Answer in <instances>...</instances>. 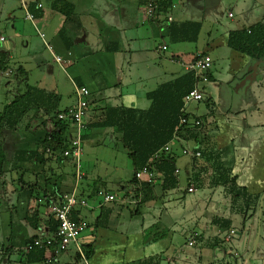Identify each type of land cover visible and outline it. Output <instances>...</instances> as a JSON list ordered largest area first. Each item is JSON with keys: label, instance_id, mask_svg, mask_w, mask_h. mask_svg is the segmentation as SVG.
I'll return each mask as SVG.
<instances>
[{"label": "crops", "instance_id": "0c3cea01", "mask_svg": "<svg viewBox=\"0 0 264 264\" xmlns=\"http://www.w3.org/2000/svg\"><path fill=\"white\" fill-rule=\"evenodd\" d=\"M54 1L56 0H52V2ZM61 1H66L73 6L75 15L77 16L76 20H78L74 19V22L67 27L65 35L60 32L65 17L52 10L51 6L50 10L46 12L42 0H29L26 3L21 0L20 9L24 14L26 11L32 14L29 5L37 3V5L40 4L42 6L40 9L37 6L38 10L33 8V13L39 16L34 19V22H28L33 27L35 34L37 33V29L45 35L46 42L53 46L56 55L70 63H66L64 69H62L54 62L52 55L45 49L43 41L42 45L44 46L42 48L45 47V50H43L48 53L49 59H46L44 53L38 48H33L31 43L27 41V38L30 39L29 32L23 29V26L17 25V19L11 13L7 14L6 29L10 30L11 38L20 41L22 46H24L20 54L15 58L16 63L6 74L8 73L10 77H13L14 72L11 73L10 71L22 68L24 77H20V81L27 79L28 84L31 85L29 83L30 72L26 69V65L29 64L32 69L38 72L35 84L32 86L47 92H55L60 96L62 101L63 90L60 85L58 86V84H55L51 80L54 69L50 65H56L63 72L69 71L70 75L67 78L72 86V97L65 101L63 107L59 108L60 110H67L76 104L75 87L88 89L90 93L88 97L89 107L84 118L86 128L84 134L87 135L86 139L89 137L87 131L90 128L105 132L110 131L114 134L112 129H99L94 126L96 122L102 119L105 109L120 106L141 109L138 107L141 98H144L148 103L141 110L147 109L149 101L146 99V94L154 91L164 83L179 78L185 73H193L191 66L198 55L210 56L212 64L214 63V58L218 60L222 58L228 61L227 74L230 80L226 85L230 90L232 84L238 83L248 76L253 65L257 63L255 80L252 82L245 81L240 87L242 90L246 88V94H251V97L260 99L261 92L264 95V60H251L246 55L235 52L227 46L228 34L230 32L247 30L256 24L264 25V17L262 15L260 19V10L258 7L255 8V3L249 8H244L243 6L239 8L242 11L241 18L232 21L235 26L233 28H226L221 33L210 37L204 49L201 52L188 53L189 56L186 61V47L184 45L194 43H172L174 46L170 48L164 41L165 37L168 38L166 27L163 28L166 25L160 23L161 21L147 20L144 17L145 12L143 13V18L137 20L136 15L130 17L128 13L125 15L114 13L112 7H109V10L107 9L105 12L95 13L96 11L93 12V5H95L93 0L86 2L85 6L87 7L82 9V12L78 8L83 0ZM100 3L102 4V1ZM137 3L145 7L146 2L139 0ZM100 9L101 6L98 7V11ZM228 18L233 20L234 16L229 17L228 14ZM24 20L27 21L25 15ZM35 20L40 21L39 28L36 26ZM0 34L6 39L2 44L3 50L0 52H6L10 61L12 58L11 50L15 51L17 49V43L12 42L11 47H7L5 44L9 38L2 32ZM158 39H161L163 44L158 43ZM161 45L166 46V51H159L158 47ZM166 52H169V58L164 56ZM209 83L212 88L217 85L216 89L222 85V82L218 79V72H212L211 68L208 72V81L206 83L196 82L195 84L199 87L203 96L204 85ZM149 86L155 88L148 90L147 87ZM258 109L260 110L261 107L259 106V108L251 110L248 114H245V110H240L239 113L234 114L235 116L231 120L228 113L229 110L223 114L219 109V105L214 103L211 105L209 115L207 116L209 117V125L205 124L206 120L202 121L201 119L190 118V121L200 122V138L204 142L205 147L212 151L210 155L213 156V154L221 150H228L223 152L225 158L222 157L221 162L223 161L222 163L226 165L225 167L230 168L229 178H235V184L240 188H245L248 194L261 196L264 193V136L255 135V137L250 136V138L248 134V130L252 129L253 125L257 127V130H260L261 126H264V120L261 117L258 120L252 117L253 113L260 116ZM248 120L252 122L245 124ZM240 122H243L244 126H241ZM51 130L52 126L48 125L46 132L19 133L2 131L4 140L2 149L5 154V161L2 164V171L0 173V205L2 203L5 204L3 209L0 210V221L4 233V244L0 253L2 255V264H30L26 262V252L23 251L26 245L24 246V244L29 239L46 237L50 234L49 219L52 217L50 205L59 201L65 193H70L74 188H76V193H79L87 202L86 207H75L71 215L74 221L84 225V230L78 240L82 255L74 245V257L67 255L68 250L57 255L53 251L47 250L45 252V262L40 264H134L145 259L157 257L163 258L164 264L191 263L187 257H178L177 248L173 242L175 231H172L176 222L171 219L170 222L165 223L169 219L165 205H163L164 211L162 210L157 217V222L150 226L145 225L144 222H142V225L133 224L132 218L127 220L122 214V211L126 209L132 216H140L142 207L147 203H152L154 200H168V203H170L169 201L172 202V200L177 201L176 194L172 190L177 189L180 184V173L176 175L177 186L167 191H163L161 180L158 176L149 191H144L142 186V188L135 189V184L130 183L132 177L128 183V190H124L123 195L118 196L116 192L109 188L105 182L100 181L99 178L92 181L87 180L86 173H84L81 182L76 185L75 173L70 175L65 172V167L71 164L74 166L69 158L62 157L63 159H60L62 161H58V159L45 156V158L51 159H49L50 161H44L43 164L32 161L18 162L11 160L15 151H35L38 143L44 140ZM189 144H191V147L195 145L194 143ZM198 152L200 153V151ZM187 158L191 160L192 165L190 166L189 174L185 175V184L186 186L188 185L186 188L187 193H195L196 189L203 185L207 187L211 195L213 192L210 189L211 186L213 187L211 185L212 182H214L215 186L222 185L221 182L216 183L217 180H215L219 176L215 168L217 160L213 162L210 156L209 158L202 159H200L201 156L199 158L188 156ZM197 160H202L201 164L205 165L201 166L197 163ZM210 163L212 164L210 165ZM207 165L211 166L214 170L212 171L216 174V177L213 176L214 179L211 180L209 185H206L205 182V178H207L204 177L206 174H203L205 170H203V173H200L201 170H199ZM176 168L178 169V158L176 159ZM9 174L11 177H15V179H11L12 188L5 190L2 185L7 180L6 178H8ZM98 183L100 184L98 185ZM54 188L58 189L55 191L58 194L56 196L51 193ZM189 188H192L193 191L189 192ZM131 190L133 193H130ZM222 190L225 191L223 186ZM96 191L113 194L117 201L103 204L96 197ZM134 192L135 195L140 196V201L146 199L145 202L136 205L132 204L131 199L134 197ZM30 195H32V198H28ZM43 195H45L46 200H50V205L46 206V200L40 198ZM14 203L17 206L13 205ZM10 205L11 207H9ZM207 205L210 206L211 210L210 212L206 211L207 213L204 215L209 219L212 206L217 207L219 205L213 204L210 198ZM131 208H133V211ZM106 211L111 212L106 225L96 228L95 222ZM235 216L233 214L230 216H211L210 224L212 225V230L209 234L210 238L206 239V242L209 243L212 252L221 246L223 242H227L231 231H235L232 222V217ZM240 217L243 222L242 234H244V231L249 232L252 224L249 221L248 224L241 215ZM214 218L229 220L231 222L230 229L226 230L213 225L212 220ZM205 220L204 218L200 219L202 227H204L203 222ZM170 224L172 228H169L168 225ZM202 227V231L192 230L193 232H189V235L186 236L187 248L196 246H189L188 243L192 239H195V244H198V242H202L205 236H207V233L203 234L205 230ZM195 235L197 237H194ZM256 236H253L251 240L247 237V245L248 243L252 244ZM8 244L10 245L8 246ZM4 246L5 252H3ZM85 246H90L93 251L89 260L83 257L82 249ZM19 251L23 252V256H12L14 252L19 253ZM237 256L239 257L240 255L238 254ZM246 256L242 259L240 258L241 264H247ZM199 264H202L201 258H199ZM204 264L213 263L209 260L206 262L205 260Z\"/></svg>", "mask_w": 264, "mask_h": 264}, {"label": "rangeland", "instance_id": "374dc122", "mask_svg": "<svg viewBox=\"0 0 264 264\" xmlns=\"http://www.w3.org/2000/svg\"><path fill=\"white\" fill-rule=\"evenodd\" d=\"M22 1L26 3L29 0ZM87 1L91 0H83L79 5L78 9H80V12H82V9H85L87 7L85 6ZM100 1H102V4L100 3ZM137 1L139 0H93L95 4L93 5V12H105L109 7H112L114 13L116 14L125 15L126 13H128L130 17H134L136 15L135 17L137 18V20H139L144 16L143 13L145 11V7L140 3L138 4ZM143 1L146 2L145 6L149 2H153L152 0ZM42 2L44 4V10L46 12L49 11L52 0H42ZM173 2L176 5L174 11L171 13L172 17L175 20L174 22L181 23L184 21H195L201 23V31L197 43L184 45L186 47V61L188 60L189 54L194 52H201L206 46L210 37L221 33L226 28H233V26L235 25H233L232 21H236L241 18L242 11H240L239 8H242V6L244 8H249L255 3V8L258 7L260 10V19L262 15L264 17V0H173ZM0 5V32L4 33L9 38L5 45L10 48L12 42L17 43V49L15 51L11 50V57L13 58H11L9 61L11 67H13V65L16 63L15 58L20 54L24 46H22L20 41L11 38L10 30L6 29L7 14L11 13L14 15V17H16L17 25H20V27L23 26V29L29 32L30 39L27 38V41L31 43L33 48H38L41 52H43L46 59H49L48 53L44 51L46 48H42L44 46L42 45V40H40L37 33H34L35 31H33V27L30 25V23L24 20L25 14L20 9L21 0H0ZM100 6L101 9L98 11V7ZM228 14H232L234 16V19H229ZM35 22L36 26L39 28L40 21L35 20ZM164 41L170 48L174 46L168 38L165 37ZM159 42L160 44H163L161 39H158V43ZM1 50H3L2 44H0V51ZM164 56L166 58H169V52H166ZM26 66V69L30 72L29 83L33 85L35 84L38 72L32 69L31 65L27 64ZM50 66H52L54 69L51 80L55 82V84H58V86L60 85L63 90V100L61 101L60 105V107H63L65 105V101L72 97V86L70 85L67 78L70 75V72H63L53 64H51ZM227 66V60L222 58L218 60L217 58H214V63L211 65V70L214 73L218 72V79L220 80V82H222V85L219 86L218 89H216L218 87L217 85L212 88L210 83L205 84V89H203V100L199 103H187L185 105V112L189 114L191 119L196 118L201 119L202 121L206 120L205 124L209 125V117L207 116L209 115L211 105L214 103L219 105V109L223 112V114L227 113L226 111L229 110L228 113L231 120L235 116L234 114L239 113L240 110H245V114H248L251 110L259 108L260 106L261 109H258L260 116L259 114L256 115V113H253L252 117L256 118L255 120H258L259 117L264 120L263 92H261L260 94V99L251 97V94L247 95L245 92L246 88L242 90V88L240 87L243 80L238 83H233L230 90L226 85L230 80V77L227 74ZM154 88L155 87L153 86L147 87L148 90H153ZM18 89L23 91L24 87L18 86L15 79L13 77H10L8 73L0 76V110L4 104L8 103L11 100L13 94ZM258 104L259 106L256 107V105ZM146 105H148V103L144 100V98H141L138 107L143 109ZM251 122V120H248L245 122V124H250ZM240 124L241 126H244L243 122H240ZM253 128L248 130L249 137H255V135L264 136V126H261L260 130H257V127H254V125ZM87 133L89 137L82 141V157L80 159L81 172L87 174V180L89 181L99 178L100 181L105 182L109 188L116 192L118 196H122L124 190H128L129 188L128 183L133 177V168L129 158L127 157V151L124 149L120 142L119 135L112 134V132L110 131L105 132L101 130H93L91 128L89 131H87ZM91 134L92 136H90ZM2 135L3 134L0 131V140H3ZM189 143L187 142V145H191ZM174 152L178 158V169L180 173V184L177 189L172 190L173 193L176 194L177 201L172 200V202L169 201L170 203H168V200H154L152 203H147L142 207V213L140 216H132L129 211L125 209L122 211L124 217H126L127 220L132 218L133 224L135 223L136 225H142V222H144L145 225L150 226L151 224L157 222V217L162 210L164 211L163 205H165L167 214L169 216V219L165 223L170 222L171 219L176 222L174 224V222L172 221L174 224L173 228L171 227V224L168 226L169 228H172L173 232L175 231L173 242L175 247L177 248L176 251L179 258L187 257L188 261L191 262L190 264H199V258H201L202 264H204L205 260L206 262L209 260L213 264H241L240 258H244L249 253L248 256H246H250L249 264H264V193L260 196L258 209L251 206L248 212L245 215H242V212L246 211L243 206L244 204L242 202H234L235 204H233L232 199L226 192V190H222V185L215 186L214 182L211 183V180L214 179L213 176L216 177V174L213 172L214 170L212 169V167H209V165H207L208 167L205 166L203 168H200L199 170H201L200 173H203V170H205V173L203 174H206V176L204 177H207L205 178L206 185H209L210 183L211 185H213V187L210 185V189L213 191L212 194L210 195V191L203 185L198 187L195 193L189 194L186 190L188 185L186 186L185 184V175L189 174L190 166H192L191 160H189L185 156H182V147L180 145H177L174 148ZM200 159H202V157ZM197 163L201 166L205 165L201 164L202 160H197ZM211 164L212 163H210V165ZM65 172L70 175H72V173L74 174V166L71 164L65 167ZM10 174L8 178H6L7 180H5L4 184L2 185L5 190H9L10 188H12L11 179H15V177H11ZM13 175L15 176V174ZM99 184L100 183H98V185ZM122 186H124V189H121ZM130 193H133V191L131 190ZM209 198L213 204H218L219 206H212V211L208 219L204 214L210 212L211 210L210 206L207 205ZM260 203L262 214L259 217L258 214ZM13 205L17 206L16 203H14ZM4 206L5 204L2 203L0 205V210L3 209ZM9 207H11V205ZM131 209L133 211V208ZM231 214H233L234 216L236 215L235 217H232L235 231H233L231 235L229 234L227 242H223L221 246L214 249L212 252L209 243L206 242V239L210 238L209 234L212 230L210 220L212 217L230 216ZM239 214L243 217L244 220H246L247 223L249 221V223L252 224V228L250 229V231H244V234H242L243 222ZM202 218H204V220L207 219L205 220V222H203L204 227L201 226L200 219ZM201 227L205 230L203 234L207 233V236H205L202 242H198V244H195V247L187 248L186 236L189 235V232H191L192 230L199 232L202 231ZM257 234H259L260 237L259 243H257L255 245V248L253 249L254 241L252 242V244L248 243L247 245V237L251 240L252 237L256 236ZM3 236L4 233L0 221V253L2 252L1 249L3 248L4 244ZM9 245L10 244H8V246ZM74 251V246H69L67 255L74 257ZM3 252H5V246ZM22 253V251H19V253L14 252L12 256H23ZM238 254L241 257H238ZM1 258L2 255H0V264H2ZM162 264H164V262Z\"/></svg>", "mask_w": 264, "mask_h": 264}, {"label": "trees", "instance_id": "16d2710c", "mask_svg": "<svg viewBox=\"0 0 264 264\" xmlns=\"http://www.w3.org/2000/svg\"><path fill=\"white\" fill-rule=\"evenodd\" d=\"M157 4L158 14L166 15L173 4V0H152ZM51 9L60 13L65 17L64 24L60 29L63 35L67 32V27L76 20L73 6L61 0L51 3ZM33 8L37 9V3L29 5L34 18L39 15L33 13ZM78 21V20H76ZM166 27L168 39L171 43H196L201 31V23L195 21H184L181 23L173 22ZM227 46L229 49L246 55L249 59L255 61L264 60V25L256 24L247 30L232 31L228 34ZM9 59L6 52H0V76L11 70ZM14 69V68H13ZM22 68H16L13 78L18 86L24 87L23 91L18 89L12 96L11 100L4 104L0 110V131L5 132H28L37 131L46 132L48 125L52 126V130L46 135L44 140L38 143L37 149L32 152L15 151L11 160L18 162L32 161L43 164L44 161H50L54 158L62 161L63 153L70 149L72 133V124L68 121L58 120L57 116L66 111L60 110V96L55 92H47L38 87L28 84L27 79L20 81V77H24ZM197 82V78L191 72L185 73L179 78L158 86L154 91L146 94L149 101V107L145 110L137 108L116 107L108 108L103 111L102 119L94 124L99 129H112L114 134L120 136V142L127 151L133 168V178L130 183L135 184V173L149 163L152 156L169 143L175 134L181 137L185 142L194 143L193 150L200 151L202 158H209L215 162L218 177L216 183L222 184L226 192L232 199V202H242L245 215L249 208L258 207L260 195H250L245 188H240L235 184V178H229V171L226 165L221 162L225 156L221 150L218 153L210 155L212 151L205 147L204 142L200 138L201 127H188L180 125L182 118L190 121L189 114L185 113L183 103L184 96L191 91ZM86 130V128H85ZM84 130V132H85ZM82 133L81 140L87 137ZM0 141V173L2 164L5 161V154ZM191 147V145H190ZM49 150V154L45 150ZM51 157V158H45ZM212 157V158H211ZM225 158V157H224ZM176 154L172 151L154 163L158 171V177L161 180L163 191H167L177 186V179L174 173L176 164ZM70 160V159H69ZM71 161V160H70ZM144 191H149L152 185H141ZM141 187V188H142ZM57 188L52 189L51 193L58 195ZM97 192V191H96ZM43 195L40 198L45 199ZM79 199H83L79 193ZM32 198V195L28 196ZM39 198V199H40ZM38 199V200H39ZM49 199V198H47ZM62 199V197H61ZM60 199V200H61ZM46 200V199H45ZM146 199L141 200L138 204H142ZM50 205V200H46V206ZM51 206V205H50ZM105 213V214H104ZM95 222V227L105 226L111 212L106 211ZM76 222V221H75ZM212 224L226 230L230 229L231 222L222 218H214ZM57 229L56 221L50 217L49 232L54 233ZM33 238L27 240L24 244H32ZM46 248H32L26 252V262L30 264H40L45 262ZM83 256L89 260L92 256L90 246L82 249ZM79 258V256H78ZM164 259L161 257L145 259L134 264H162Z\"/></svg>", "mask_w": 264, "mask_h": 264}, {"label": "built area", "instance_id": "2783aa9c", "mask_svg": "<svg viewBox=\"0 0 264 264\" xmlns=\"http://www.w3.org/2000/svg\"><path fill=\"white\" fill-rule=\"evenodd\" d=\"M40 9L42 6L39 4L37 5ZM176 5L172 4L169 12L166 15L158 14L157 12V4L149 2L145 6V17L149 21H161L160 23L168 25L173 23L175 20L172 17L171 13L174 11ZM229 17H232V14H229ZM25 19L29 22H34V16L26 11ZM38 37L43 41L47 51L52 55L54 62L57 63L62 69L66 63H70L68 61H64L63 58L56 55L54 53L53 47L46 42V37L44 34L40 33L37 29ZM6 41L5 37L0 34V44H3ZM159 51H166V46L161 45ZM173 61V60H172ZM212 65V59L208 55H198L191 66L195 77L197 78V83H206L208 81V72ZM75 98L76 104L72 107L67 109L66 111L60 113L57 118L61 121H68L72 124V137H71V146L69 150H66L63 153V157L69 158L73 164L75 169V183L76 185L81 182L84 177V173L81 172V165L80 159L82 157V140L81 136L85 130V122L84 118L87 114V110L89 107L88 97L89 91L87 88L84 87H75ZM203 99V95L201 90L197 85L189 91L183 98V103L186 105L189 102H200ZM180 125L188 126V127H199V121H188L184 118L180 120ZM176 145H180L182 147V155L183 156H191L193 158H199L201 155L198 151H194L190 145H187V142L181 139V137L174 135L172 140L163 146L158 152H156L152 158L150 159L149 163L146 164L142 169L138 170L135 173V189L141 187V185H152L156 177L158 176V171L156 170L154 163L158 161L162 155L166 156L170 154ZM49 150H45V153L49 154ZM175 175L179 174V169H175ZM189 192H192L193 189L189 188ZM96 197L102 201L103 204L106 203H114L116 202V197L113 194L97 191ZM129 201V200H127ZM125 202V201H124ZM132 204L136 205L140 202V196L137 194L131 199ZM81 206L86 207L87 202L83 199H79L77 197L76 188H74L70 193H65L62 196V199L54 202L50 206L51 215L54 220L57 222V229L54 233H50L46 237H36L33 239L32 244H28L24 247L25 252H28L32 248H46L48 251H53L54 254H61L68 250L69 246L74 245L77 247L78 252L81 254L78 240L80 234L84 230V225L81 223L75 222L71 215L72 211L75 207ZM233 233V231H231ZM194 237H197L196 235ZM189 246L195 245V239L189 241ZM82 255V254H81Z\"/></svg>", "mask_w": 264, "mask_h": 264}, {"label": "water", "instance_id": "95a60500", "mask_svg": "<svg viewBox=\"0 0 264 264\" xmlns=\"http://www.w3.org/2000/svg\"><path fill=\"white\" fill-rule=\"evenodd\" d=\"M257 65H258L257 63L255 65H253L250 74L243 79L242 83H244L245 81L252 82L253 80H255ZM260 215H261V203H260V207H259L258 216L260 217ZM258 239H259V234H257V236L255 238L253 249L255 248V245L258 243ZM249 259H250V256L247 257V264H249Z\"/></svg>", "mask_w": 264, "mask_h": 264}]
</instances>
